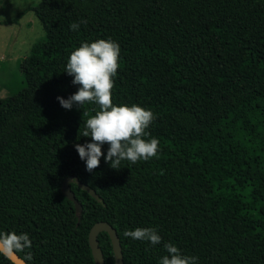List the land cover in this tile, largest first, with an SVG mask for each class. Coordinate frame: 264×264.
I'll return each mask as SVG.
<instances>
[{"label": "trees", "instance_id": "1", "mask_svg": "<svg viewBox=\"0 0 264 264\" xmlns=\"http://www.w3.org/2000/svg\"><path fill=\"white\" fill-rule=\"evenodd\" d=\"M29 11L48 41L22 65L27 87L0 99V233L29 235L32 259L19 257L95 264L89 234L108 222L125 264H159L166 243L197 264H264V0H42L3 23ZM98 39L120 46L113 104L153 112L144 139L159 151L119 170L102 156L89 173L74 145L91 142L81 133L99 106L66 110L57 97L79 87L65 72L71 52ZM71 176L98 195L70 185L81 216L62 192ZM136 228L161 243L123 235ZM99 241L115 264L109 235Z\"/></svg>", "mask_w": 264, "mask_h": 264}, {"label": "clouds", "instance_id": "2", "mask_svg": "<svg viewBox=\"0 0 264 264\" xmlns=\"http://www.w3.org/2000/svg\"><path fill=\"white\" fill-rule=\"evenodd\" d=\"M81 23L86 24L87 21L82 20ZM79 27V23L70 24L73 31H78ZM119 57L120 46L111 39L82 43L71 52L65 69L73 77L72 84L79 86L78 90L67 99L57 97L61 107L66 110H71L74 105L81 108L85 103L99 106L95 115L86 120L81 133L83 137H90L91 142L74 145L89 173L99 167L102 156L111 168L119 170L122 161L127 160L132 164L147 161L157 156L159 151L157 138L144 139L149 135L146 129L155 119L153 112L135 104H113V77L120 67ZM105 144L108 145L106 156L102 151ZM123 235L153 246L162 240L155 228L125 230ZM31 247L32 241L27 233H0V255L6 258L24 253V258L30 261ZM164 248L167 254L160 258L159 264H197V257L184 255L173 243L164 244Z\"/></svg>", "mask_w": 264, "mask_h": 264}, {"label": "rangeland", "instance_id": "3", "mask_svg": "<svg viewBox=\"0 0 264 264\" xmlns=\"http://www.w3.org/2000/svg\"><path fill=\"white\" fill-rule=\"evenodd\" d=\"M41 1L0 0V99L16 95L27 87L22 65L48 41L33 11H29L19 25L3 22L12 20L23 10L39 7Z\"/></svg>", "mask_w": 264, "mask_h": 264}, {"label": "water", "instance_id": "4", "mask_svg": "<svg viewBox=\"0 0 264 264\" xmlns=\"http://www.w3.org/2000/svg\"><path fill=\"white\" fill-rule=\"evenodd\" d=\"M75 182L80 189L89 193L93 198L98 199V195L95 190L91 189L88 185L82 183L78 177L71 176L64 180L62 183L63 194L74 203L76 212L81 216L83 207L82 204L77 200L75 193L72 191L70 185ZM72 182V183H71ZM107 233L111 239L113 252L115 256V264H125L123 248L120 242V238L116 229H114L108 222L96 223L89 234V244L92 250L95 264H106L103 251L100 246L99 236L103 233ZM15 264H26L18 254L9 258Z\"/></svg>", "mask_w": 264, "mask_h": 264}]
</instances>
